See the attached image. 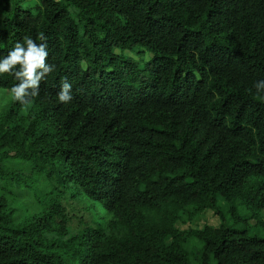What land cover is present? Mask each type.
<instances>
[{
  "label": "trees",
  "instance_id": "16d2710c",
  "mask_svg": "<svg viewBox=\"0 0 264 264\" xmlns=\"http://www.w3.org/2000/svg\"><path fill=\"white\" fill-rule=\"evenodd\" d=\"M25 36L55 70L0 113V180L51 188L20 215L0 194V264H264L240 211L264 227V0H0V55ZM68 191L109 218L72 231Z\"/></svg>",
  "mask_w": 264,
  "mask_h": 264
},
{
  "label": "rangeland",
  "instance_id": "374dc122",
  "mask_svg": "<svg viewBox=\"0 0 264 264\" xmlns=\"http://www.w3.org/2000/svg\"><path fill=\"white\" fill-rule=\"evenodd\" d=\"M136 61L140 64L146 63L149 59L150 54L144 51H140V48H137L134 51L127 50ZM11 100V96L8 94L6 90H0V113L4 110V107L9 103ZM26 174H31L28 170ZM33 181L28 182L27 184L23 185L21 188L17 186L10 187L11 191H18L21 192L18 196H16L13 192L8 193L4 192V182L0 180V194H5L10 202L11 206L17 209V214H24L25 210L30 211H37L39 210V203L36 201V195H43L46 193L47 190H50L51 183H49L45 178H41L39 181V175L33 176ZM53 186H57L58 184L56 181H52ZM64 198L62 199L63 204L66 208V214L69 220V226L72 231H78L81 228H85L88 225L97 226L98 223L104 222L106 219L109 218V213L107 209L99 202L91 200L90 198L82 195H78L75 197H71L70 191L65 194ZM220 206H224V201H219ZM240 211L242 215L249 217L248 220V228L251 235H258L264 237V227H259L256 225V219L251 217L253 211L252 209L246 208L245 206H240ZM230 223L234 225V227L241 228L245 225V221L241 220L239 222H234L233 219L229 218ZM220 219L216 216L213 211L208 210L200 215H198L193 221L188 223H180V228H201L206 224H218ZM196 246H199L198 243H193ZM193 249V246L190 247ZM190 264H199L197 260L192 258Z\"/></svg>",
  "mask_w": 264,
  "mask_h": 264
},
{
  "label": "clouds",
  "instance_id": "9594fccd",
  "mask_svg": "<svg viewBox=\"0 0 264 264\" xmlns=\"http://www.w3.org/2000/svg\"><path fill=\"white\" fill-rule=\"evenodd\" d=\"M48 57L47 44L37 43L30 36L18 41L7 55H0V76L8 74L17 81L8 94L22 105L25 114L32 105V98L39 94L41 82L55 70V65L47 62ZM254 88L257 94H264V80L257 81ZM57 95L62 104L72 101V85L66 79Z\"/></svg>",
  "mask_w": 264,
  "mask_h": 264
}]
</instances>
